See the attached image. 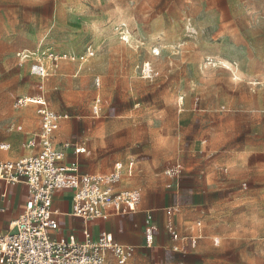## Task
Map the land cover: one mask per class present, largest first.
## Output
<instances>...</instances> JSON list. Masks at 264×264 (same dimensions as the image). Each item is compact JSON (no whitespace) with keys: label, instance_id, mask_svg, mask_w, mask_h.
<instances>
[{"label":"rangeland","instance_id":"1","mask_svg":"<svg viewBox=\"0 0 264 264\" xmlns=\"http://www.w3.org/2000/svg\"><path fill=\"white\" fill-rule=\"evenodd\" d=\"M42 36L59 52L95 56L41 79L17 53ZM35 95L67 115L56 145L88 147L83 170L112 157L153 171L177 159L210 167L225 193L201 218L202 263L264 264V0H0V135L21 114L37 132V105L13 106Z\"/></svg>","mask_w":264,"mask_h":264},{"label":"built area","instance_id":"2","mask_svg":"<svg viewBox=\"0 0 264 264\" xmlns=\"http://www.w3.org/2000/svg\"><path fill=\"white\" fill-rule=\"evenodd\" d=\"M89 47L83 53L74 51L59 52L41 37L34 48H22L17 56L20 63H28L32 75L41 79L49 76L63 61L77 62L82 67L95 56ZM150 63L142 68L144 76L152 75ZM100 85V79H98ZM37 105L40 117L39 132L28 141V146L37 148V152L17 160H0V186L24 184L30 194L25 209L18 219L11 223L7 232H0L1 264H131L134 247L115 241L111 232H102L95 239L88 228L82 232L83 239L76 233H65L63 212L54 206L57 190L72 191L71 215L85 220L108 219L114 215L135 212L142 199L138 188L119 189L125 178L136 174L137 161H118L107 174L82 172L80 161H67L69 151L75 154L88 153L86 146L78 142L64 141L56 145V133L67 115L56 112L43 95L19 96L14 108H26ZM103 105V97L95 100L96 113ZM22 130V126L10 127ZM10 145L0 144V149H9ZM183 163L169 164L165 174L172 177L183 175ZM7 190L2 193L6 197ZM201 225V221L198 222ZM156 224L148 214L145 223V236L148 245L154 241ZM173 248L179 250L176 243L188 240L191 247L197 245L199 236H183L173 223L166 225ZM219 241L217 240L216 243Z\"/></svg>","mask_w":264,"mask_h":264},{"label":"crops","instance_id":"3","mask_svg":"<svg viewBox=\"0 0 264 264\" xmlns=\"http://www.w3.org/2000/svg\"><path fill=\"white\" fill-rule=\"evenodd\" d=\"M29 107L18 110L26 111ZM27 117L30 115L22 116L21 114L19 119L9 123L7 132L0 135V144L10 145L9 149H0V160H17L37 152L36 147L28 146V141L39 132L40 117L37 120L38 130L33 136L26 129ZM19 125L22 126V130L15 128L10 130L11 126ZM23 133L30 137L26 140V135ZM69 154H73L74 158H69ZM80 155L71 150L68 152L66 160H79ZM130 159L135 158L118 161L127 162ZM114 160L115 158L112 157L106 167L89 166L86 167V170L89 171L82 168L81 170L86 173L107 174L118 162H114ZM136 161V174L131 178H125L118 188L142 190V199L137 210L132 213L114 215L108 219L85 220L70 214L72 191L65 189L67 191L65 194L54 196L55 208L63 212L62 220L65 233L73 232L79 239H83L82 232L88 228L92 236L97 239L102 232H111L116 242L134 247L131 264H204L203 261L210 259L208 254L210 247L201 218L206 217L207 213L211 211L212 205L220 201L221 191L225 193L224 185H221L223 178L210 171V167L198 170L196 163L191 159H187L185 162L179 159L173 161H179L185 167L183 175L179 177L168 176L164 172L166 167L173 162L164 165L162 170L153 171L149 170L140 160ZM136 177H139L137 181H135ZM5 189L7 195L3 197L2 193ZM29 197L30 194L24 184L5 186L4 182H1L0 232H7L11 223L19 218ZM61 202H63V209L59 208ZM150 213L156 224L152 245L147 244L145 236V223ZM199 221H201V225L198 224ZM168 223H173L183 236L198 235L196 247L192 248L188 240H181L176 243L180 249L175 250L166 230ZM217 240L220 239L217 237L214 239L216 245L219 244V242L216 243Z\"/></svg>","mask_w":264,"mask_h":264}]
</instances>
